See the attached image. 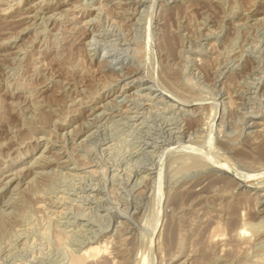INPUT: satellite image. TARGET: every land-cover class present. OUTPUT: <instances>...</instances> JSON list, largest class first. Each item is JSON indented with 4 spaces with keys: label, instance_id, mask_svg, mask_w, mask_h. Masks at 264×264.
I'll list each match as a JSON object with an SVG mask.
<instances>
[{
    "label": "rangeland",
    "instance_id": "374dc122",
    "mask_svg": "<svg viewBox=\"0 0 264 264\" xmlns=\"http://www.w3.org/2000/svg\"><path fill=\"white\" fill-rule=\"evenodd\" d=\"M143 253L264 264V0H0V264Z\"/></svg>",
    "mask_w": 264,
    "mask_h": 264
},
{
    "label": "bare ground",
    "instance_id": "6f19581e",
    "mask_svg": "<svg viewBox=\"0 0 264 264\" xmlns=\"http://www.w3.org/2000/svg\"><path fill=\"white\" fill-rule=\"evenodd\" d=\"M138 80V79H137ZM181 150H182V148H181ZM191 150V149H190ZM168 152V151H167ZM185 152H186V150H185ZM191 152V151H190ZM187 154V153H186ZM168 155V154H167ZM157 156V155H156ZM47 158V157H46ZM41 160V159H40ZM155 162V161H154ZM163 165V164H162ZM224 165V164H223ZM229 166V165H228ZM152 167V166H151ZM217 167V169H214V170H218V171H221V172H223V173H226V174H228V172L231 170V168H230V166H229V168H226L225 166H215L214 168H216ZM234 170H235V168H233ZM229 170V171H228ZM237 172V171H236ZM233 173V172H232ZM231 173V174H232ZM236 175H234V174H232V176L234 177V176H236V178H239V179H243V175L242 176H239L238 174H240V173H235ZM249 175V174H248ZM245 176H247V175H245ZM232 178V177H231ZM251 178V177H250ZM245 179H248V178H245ZM235 181V180H234ZM238 181V180H237ZM242 181V180H241ZM258 183V182H257ZM160 184V183H159ZM238 184V183H237ZM252 185V184H251ZM156 189V188H155ZM159 190L160 189H158V192H159ZM154 194H155V191H154ZM158 196H160V194H158ZM154 198V197H153ZM154 200H155V198H154ZM147 222V221H146ZM145 221L143 222V224L144 223H146ZM155 223V222H154ZM241 224H243L242 226H246V225H244V223H241ZM246 224V223H245ZM256 224V223H255ZM253 225V224H252ZM154 226H155V224H154ZM241 226V227H242ZM251 229V228H250ZM252 231H253V229H251ZM151 232V231H150ZM253 233V232H252ZM89 247V246H88ZM86 253H88L87 255H89V258H90V256L92 255L93 257L94 256H96V254H97V252H98V247L96 248V247H92V246H90L89 248H87V251L86 250H84ZM83 252V251H82ZM85 253V254H86ZM91 253V254H90ZM83 255V254H82ZM86 255V256H87ZM143 257H142V259H141V264H146V257H144V253H143V255H142ZM83 257H84V255H83ZM82 257V258H83ZM80 258V257H79ZM140 260V259H139ZM73 264H84V262H83V259L82 260H77L76 262H73ZM138 264V263H137Z\"/></svg>",
    "mask_w": 264,
    "mask_h": 264
}]
</instances>
